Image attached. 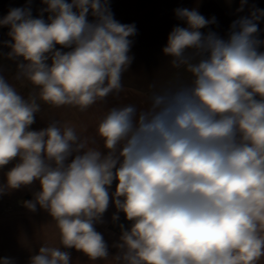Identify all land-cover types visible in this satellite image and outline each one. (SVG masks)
<instances>
[{"label": "clouds", "instance_id": "9594fccd", "mask_svg": "<svg viewBox=\"0 0 264 264\" xmlns=\"http://www.w3.org/2000/svg\"><path fill=\"white\" fill-rule=\"evenodd\" d=\"M246 2L240 0L238 12ZM42 3L37 17L26 5L0 18V27L9 28L6 55L20 60L16 78L34 89L25 98L0 75V169L15 161L0 195L38 181L40 190L24 206L48 212L65 249L42 245L29 264H71L67 249L107 260L108 245L95 226L110 199L113 222L120 212L131 222L120 226L112 264H258L264 257V9L233 21L226 39L201 31L215 17L175 9L186 26L172 29L162 52L190 79L151 83L147 109L110 108L96 129L101 149L71 124L31 125L38 101L83 112L118 95L134 59L136 25L116 20L109 0ZM0 264L15 261L3 257Z\"/></svg>", "mask_w": 264, "mask_h": 264}, {"label": "rangeland", "instance_id": "374dc122", "mask_svg": "<svg viewBox=\"0 0 264 264\" xmlns=\"http://www.w3.org/2000/svg\"><path fill=\"white\" fill-rule=\"evenodd\" d=\"M145 1L147 0H109L114 18L124 24L134 23L137 28V34L131 37L133 44L130 55L134 59L123 74V90L118 95H110L105 100L98 101L83 112L72 106L57 108L38 101L41 103V111L35 116V123L31 125L32 130L43 129L51 121H59L60 124L68 123L74 126L77 132H85L86 137L90 140V146L101 148L100 144L103 145V141L98 137L96 129L110 108L134 104L138 110L147 109L151 83L155 82L160 87L167 86L170 82H187L190 79V74L183 68H173L170 64V57L162 52L172 29L175 26L185 27L186 24L178 20L175 13L157 12L158 7L145 5ZM231 1L234 2L219 6V8L226 9L224 12H200L205 18H216V23L201 29L202 32L206 33L211 30L226 39L233 21L242 16H248L253 8L264 9V0H247L243 11L238 12L240 0ZM3 5L6 8L28 5L31 7L34 17L39 16L41 9L46 7L42 0H0V6ZM47 16L48 13H44L45 19ZM93 19L89 16L90 21ZM259 29V38L264 40V20L259 22ZM60 47L57 45V48ZM260 50L264 51V47ZM19 62L17 60L2 62L4 65L0 74L2 73L5 79L27 98L34 89L26 80L16 78ZM93 140L94 144L91 143ZM14 164L15 161L0 169V184L5 182V174ZM115 187L116 182L113 183L111 191L114 192ZM39 190L40 185L36 181L32 185L0 195V258L10 257L14 259L15 264H29L30 257L35 255L42 245L61 247L62 250H65L60 245L56 223L48 212L39 206L35 212H32L24 206L23 202L34 199V194ZM26 195H30V197L26 198ZM116 213L117 209L110 199L109 208L103 215V223H98L95 226L108 245V259L92 261L82 252L67 249L71 255V264H112L111 258L119 251L115 245L120 242V226L123 225L126 229L129 227L122 212L119 213V220L113 222L112 216ZM258 264H264V257H261Z\"/></svg>", "mask_w": 264, "mask_h": 264}, {"label": "crops", "instance_id": "0c3cea01", "mask_svg": "<svg viewBox=\"0 0 264 264\" xmlns=\"http://www.w3.org/2000/svg\"><path fill=\"white\" fill-rule=\"evenodd\" d=\"M234 1L231 0H147L145 5L158 7L157 12H171L175 13L177 8H188V9H197L199 12H224L226 9L219 8L221 5L230 4ZM218 7V8H216ZM16 8V6H8L7 8L0 6V18H3L8 14L9 9ZM9 31L8 27H0V70L3 69V63L8 61H20L19 59H10L7 57V53L10 51V48L4 45L5 41L10 40V37L7 35ZM2 74V73H1ZM0 74V75H1ZM3 76V74H2ZM127 221V220H126ZM128 226L130 227L129 221H127ZM128 227V228H129Z\"/></svg>", "mask_w": 264, "mask_h": 264}, {"label": "trees", "instance_id": "16d2710c", "mask_svg": "<svg viewBox=\"0 0 264 264\" xmlns=\"http://www.w3.org/2000/svg\"><path fill=\"white\" fill-rule=\"evenodd\" d=\"M78 133H79L82 137H86L85 132H82V133H81V132L78 131ZM98 141H99V140H98ZM101 142H102V141H101ZM101 142H100V143H101ZM98 143H99V142H98ZM100 147L103 148V145L100 144Z\"/></svg>", "mask_w": 264, "mask_h": 264}, {"label": "water", "instance_id": "95a60500", "mask_svg": "<svg viewBox=\"0 0 264 264\" xmlns=\"http://www.w3.org/2000/svg\"><path fill=\"white\" fill-rule=\"evenodd\" d=\"M30 197V195H26V198H29Z\"/></svg>", "mask_w": 264, "mask_h": 264}]
</instances>
